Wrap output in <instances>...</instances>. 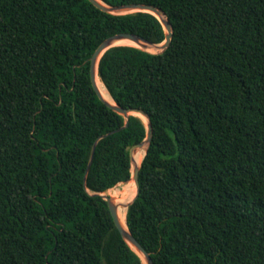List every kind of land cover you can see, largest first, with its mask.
Here are the masks:
<instances>
[{
  "label": "trees",
  "instance_id": "obj_1",
  "mask_svg": "<svg viewBox=\"0 0 264 264\" xmlns=\"http://www.w3.org/2000/svg\"><path fill=\"white\" fill-rule=\"evenodd\" d=\"M102 1L156 5L174 27L163 52L118 45L99 62L115 102L153 125L128 228L155 264H264V0ZM120 32L166 39L150 12L0 0V264H145L100 195L131 182L148 134L91 81Z\"/></svg>",
  "mask_w": 264,
  "mask_h": 264
},
{
  "label": "water",
  "instance_id": "obj_2",
  "mask_svg": "<svg viewBox=\"0 0 264 264\" xmlns=\"http://www.w3.org/2000/svg\"><path fill=\"white\" fill-rule=\"evenodd\" d=\"M90 1L95 6H97L99 9H101L107 13H111V14H127V13H133V12H137V11H145V12L153 13L157 17H159V19L161 20V22H162V24L166 30V39L163 43H153L141 35H138L135 33H130V32H120V33L114 34V35L108 37L107 39H105L99 45V47L96 49V51L94 52V54L90 58V72H91V81H92L93 87H94L95 91L97 92V94L99 95L100 99L104 103H106L114 111H117L118 113L124 115V117L126 118V123L122 128H125L129 125V119H130L131 115L139 116L136 113H141L148 118V122L146 123L147 129H148L147 137L143 141L132 146L130 149L131 161H132V166H133L132 167L133 174H132L131 179L135 180V182L137 184L138 191H137L136 197L131 202H129V204L127 205V208H129V206L137 198V196L140 192L139 174H140L141 164H138V160L136 159V155L139 153L140 150L145 148V146H146V152H147V150H148V148L152 142V138H153V125H152L150 116L148 115V113L146 111L139 109V108L122 107L117 102H115L114 99H113L114 102H111L103 96V94H102V92L98 86V83H97V76L99 74V62H100L101 57L104 55V53L107 50H109L112 47L122 45V44H119V42L124 41V40H129V41L135 42L136 45H134V46L140 47L143 50H146L149 52H153V51L149 50V48L153 47V46H157L160 49L159 52H163L166 49H168L172 43V39L174 37V27H173L172 23L170 22L166 12L162 8H160L156 5L139 3V2L110 5V4L105 3L102 0H90ZM159 52H157V53H159ZM153 53H156V52H153ZM122 128H119L115 131H119ZM115 131H111L110 133L99 137L97 142L101 138L108 136L109 134H111ZM97 142L95 143V145L93 147L90 162H89V165L87 167V171H86V175H85V183L87 181V176H88L90 167H91L92 162H93ZM96 194H100V193H96ZM100 195H102L103 198L107 200L111 214H112L114 222L116 224V227L120 231L122 237L142 256L145 264H155V262L151 256V253L134 236V234L130 231L128 226L125 227L122 224V221H121V218L119 215V205L115 202L114 198L111 197L110 195L106 194V193H101Z\"/></svg>",
  "mask_w": 264,
  "mask_h": 264
},
{
  "label": "bare ground",
  "instance_id": "obj_3",
  "mask_svg": "<svg viewBox=\"0 0 264 264\" xmlns=\"http://www.w3.org/2000/svg\"><path fill=\"white\" fill-rule=\"evenodd\" d=\"M119 44L122 45H136L135 42L129 41V40H124L119 42ZM149 50L151 51H159L160 49L157 46H153L150 47ZM97 83L98 86L103 94V96L108 99L111 102H114L110 92L108 91L106 85L104 84V82L102 81L100 75L98 74L97 76ZM137 115H139L140 117H142V119L145 121V123L148 122V118L141 114V113H136ZM146 153V146L145 148H143L142 150L139 151V153L136 155V159L138 160V164H141L143 161V157L144 154ZM131 182H126L124 184L119 185L118 187H115L113 189L110 190V192H106L108 195H110L111 193L114 195V199L116 200V203L119 205V215L122 221V224L127 227V212H128V208L127 205L129 204V202H131L137 195V184L135 182L134 179L130 180Z\"/></svg>",
  "mask_w": 264,
  "mask_h": 264
},
{
  "label": "rangeland",
  "instance_id": "obj_4",
  "mask_svg": "<svg viewBox=\"0 0 264 264\" xmlns=\"http://www.w3.org/2000/svg\"><path fill=\"white\" fill-rule=\"evenodd\" d=\"M159 51H160V50H159ZM159 51H156V53L159 52ZM153 52H154V51H153ZM131 180H132V179H131ZM109 192H110V191H109ZM106 194H107V193H106ZM111 195H113V194L111 193L110 196H111ZM113 196H114V195H113Z\"/></svg>",
  "mask_w": 264,
  "mask_h": 264
}]
</instances>
